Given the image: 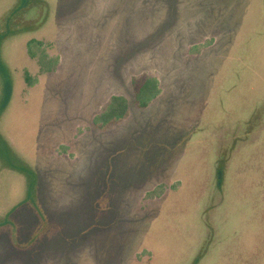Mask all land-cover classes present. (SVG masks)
Masks as SVG:
<instances>
[{"label":"rangeland","instance_id":"374dc122","mask_svg":"<svg viewBox=\"0 0 264 264\" xmlns=\"http://www.w3.org/2000/svg\"><path fill=\"white\" fill-rule=\"evenodd\" d=\"M40 1L9 23L0 0V137L54 225L23 245L39 217L0 161V264H264V0ZM117 95L127 117L94 128Z\"/></svg>","mask_w":264,"mask_h":264},{"label":"trees","instance_id":"16d2710c","mask_svg":"<svg viewBox=\"0 0 264 264\" xmlns=\"http://www.w3.org/2000/svg\"><path fill=\"white\" fill-rule=\"evenodd\" d=\"M19 3V0H17ZM22 3L16 5L14 4V7L18 8L19 11L16 12V8H13V11H8L7 15L4 16L5 19L9 18V23L14 22L15 19L20 17L23 13H26L28 11V6H32V1H34V7L41 5L40 0H21ZM32 22L31 26L25 25L22 27H14L12 30H10L7 33L17 34L22 33L26 30H29L31 28L32 30L35 29L36 26ZM8 36V35H7ZM6 34L0 35V42L2 39L4 40L6 37ZM1 44V43H0ZM39 43H35L33 41L28 42L27 48L28 53L31 57L35 56V52L33 50L34 47L39 46ZM1 61V57H0ZM38 63L41 66L42 71L44 72H53L56 69V66L58 64L57 58H51L46 57L43 54L41 55V58H38ZM4 69V70H3ZM6 67L3 66V64L0 63V74L5 73ZM6 78V77H5ZM28 81L30 79L27 77ZM7 87L9 88V83L6 82ZM131 86H132V94L134 96V102L135 105L139 108H145L155 97L159 94V85L158 81L154 77H149L145 74L139 75L137 77H133L131 80ZM9 89L6 94V98L4 100V105H6V102L9 97ZM128 115V106H127V100L122 96H112L109 101L106 103V105L101 109L100 113L97 114L93 118V125L94 127L98 128L99 130H106L109 127H111L114 124H117L121 121H123ZM1 140V146L2 151L0 152V161H4V159H13L14 163H5L4 167L14 170L18 172L19 174L23 175L26 180V196L25 199L22 201V203H28L36 212L37 216L39 217L42 227L45 225V218L43 216V213L41 209L38 207L37 202L35 200V187L37 182V176L36 173L30 168L21 158L17 156L6 144V142L0 137ZM3 152V154H2ZM3 163V162H2ZM3 223H8L7 216L3 218Z\"/></svg>","mask_w":264,"mask_h":264},{"label":"crops","instance_id":"0c3cea01","mask_svg":"<svg viewBox=\"0 0 264 264\" xmlns=\"http://www.w3.org/2000/svg\"><path fill=\"white\" fill-rule=\"evenodd\" d=\"M133 77H137V76H133ZM131 80H132V77H131ZM131 80H130V85H131ZM131 89H132V86H131ZM117 96H119V95H117ZM120 123V122H119ZM92 125H93V123H92ZM114 125H116V124H114ZM114 125H112V126H114ZM111 126V127H112ZM111 127H109V128H111ZM95 128V127H94ZM108 128V129H109ZM108 129H106V130H108ZM105 131V130H104ZM2 137V139L6 142V144L9 146V148L12 150V148H11V146H10V144L7 142V140H6V138H4L3 136H1ZM13 151V150H12ZM15 153V152H14ZM16 154V153H15ZM116 154H113V157L115 156ZM109 158H112V157H109ZM108 158V159H109ZM128 158H130V156L128 157ZM126 160V159H125ZM115 163V160L113 161V163H111V164H114ZM127 163L129 164V162H126V166H127ZM122 164H120V162H119V166H120V168H122L123 166H125V165H123V166H121ZM108 167H109V165H108ZM2 169H8V168H5V167H3ZM111 169V167H109V170ZM8 170H11V169H8ZM11 171H14V170H11ZM14 172H16V171H14ZM18 173V172H17ZM37 176V175H36ZM36 186H37V182H36ZM135 186H137V185H135ZM138 187V186H137ZM130 188H131V186L127 189V190H130ZM35 194H36V187H35ZM27 204V206L28 207H31L28 203H26ZM15 211V209L13 210V212ZM9 214V213H8ZM43 216H44V218H45V225L42 227V224H41V221H40V219H39V223H40V226H38V228L34 231V233H33V235L31 236V240H30V242L29 243H24L23 245H26V246H29V244H31V243H34L35 241L37 242V241H39V239H41L42 238V236L43 237H45L46 235H47V232L50 230V228L51 227H53V225H54V223L52 224L50 221H49V223H48V220H47V218H46V216L43 214ZM7 219H8V216H7ZM8 221L10 222V220L8 219ZM5 224V223H4ZM48 230V231H47Z\"/></svg>","mask_w":264,"mask_h":264}]
</instances>
